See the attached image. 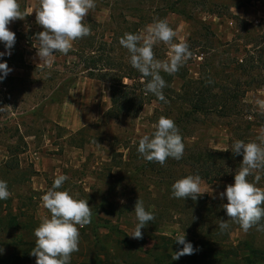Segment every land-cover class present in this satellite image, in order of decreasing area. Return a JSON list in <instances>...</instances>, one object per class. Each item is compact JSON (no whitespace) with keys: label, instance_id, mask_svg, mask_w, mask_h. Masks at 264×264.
I'll return each instance as SVG.
<instances>
[{"label":"rangeland","instance_id":"1","mask_svg":"<svg viewBox=\"0 0 264 264\" xmlns=\"http://www.w3.org/2000/svg\"><path fill=\"white\" fill-rule=\"evenodd\" d=\"M109 1L95 0L96 6L87 16L107 22L111 14ZM140 1L143 2L139 4ZM169 1L132 3L143 12L156 10L153 19H148L136 34L143 35L148 25L166 20L176 32L174 42L187 41L188 37L198 38L203 32L201 23L206 22L222 43H234L229 47L231 59L236 53L248 60L253 74L264 75V69H257L259 57L264 58V0H189L186 7L192 18L171 12ZM19 4L29 15L8 27L15 33V44L24 54V62L6 55L3 61L12 71L0 82V107H4L0 111V179L8 182L12 193L7 200L0 201V264H36V257L31 255L36 241L34 230L43 217L51 215L43 207L41 197L61 174L69 179L59 190L88 200L92 211L91 223L80 229L79 251L72 253L71 264H264L259 258L252 262L245 255L252 247L264 250V232L254 228L244 232L233 221H226L229 228L220 231L217 239L212 237L214 251L198 247L202 243L199 236L206 237V228L201 232L195 230L200 226L196 225L199 218L179 216L170 200L162 198L167 194L173 199L171 190L166 193L168 186L150 178L149 169H133L143 164L137 141L153 132L158 103L146 104L135 119H108V83L89 77L72 54L56 53L52 66L46 67L37 56L35 39V34L43 31L35 12L40 0H19ZM210 10L220 16L210 14ZM98 30L111 33L109 26H99ZM158 44L159 57L166 60L170 46ZM0 47L4 45L0 43ZM201 62V56L186 62L192 76H197ZM125 81L132 82L128 78ZM181 83L176 79L174 86ZM257 99H264V86L253 88L246 95L254 111L260 114ZM255 121L258 126L253 133L257 134L250 135L252 139L245 140L246 143L258 142L257 136L264 134V116ZM226 123L219 119L200 128L197 137L201 145L229 148L232 133ZM130 147L138 157L132 166L124 164ZM10 149L15 153H10ZM232 184L234 181L227 179L216 183L202 179L201 187L211 198L227 201L219 194ZM138 199L155 215L154 225L150 222L141 229L142 239L130 236L137 223L134 207ZM184 233L198 260L191 255L172 260L183 247L175 239Z\"/></svg>","mask_w":264,"mask_h":264},{"label":"trees","instance_id":"2","mask_svg":"<svg viewBox=\"0 0 264 264\" xmlns=\"http://www.w3.org/2000/svg\"><path fill=\"white\" fill-rule=\"evenodd\" d=\"M135 1L138 2V0L109 1L111 14L105 23L97 22L87 16L85 23L90 27L91 34L75 41L68 54L78 59L82 71L87 72L89 77L108 83L111 100V106L105 113L108 119H135L140 116L146 104L156 101L159 107L154 112V124L156 125L159 118L163 116L171 118L178 126L185 145L181 160L169 158L162 166L158 162L146 161L138 153L143 164L133 169H149L150 178L168 186L166 193L171 190V185L176 180L187 175L199 174L208 183H216L224 179L234 181V175L240 169L243 156L235 155L229 148L233 141L252 139L250 135L257 134L253 133L254 127L258 126L255 119H261L264 115L254 111L253 105L246 100V95L253 88L264 86V75L253 74L252 67L247 65L248 60L239 58L236 53L232 52L231 59L229 47H232L234 43H222L210 24L203 22L201 23L202 34H198V38L188 37L186 41L193 53L192 57L201 56L202 58L197 76L190 74L186 63L173 75L162 72L161 75L167 82L163 93L168 102L159 101L151 93H146L147 80L131 66L130 54L119 43L126 32L136 33L143 29V26L149 22L148 19L152 20L156 13V10L152 13L143 12L138 5L132 4ZM188 2L189 0H171L168 3V9L183 17L192 18L193 15L187 11ZM122 5H124L123 8H121ZM209 13L220 16L213 10ZM99 26H109L111 33L107 35L104 30L100 32ZM175 42L180 41L175 39ZM158 46V43L155 44L153 51L156 58L162 60L159 57ZM220 48L223 50L220 51ZM11 51L12 55L8 57L9 59L18 57L21 62H24V54L20 52L18 45L15 44ZM225 54H227L226 57H223ZM232 62L235 63L229 69ZM257 69H264L263 57H259ZM126 78L132 82H126ZM176 79L182 82L179 87L174 86ZM253 117L254 120L251 119ZM219 119L227 121L226 125L232 133L227 151L201 145L197 137L200 128L211 125ZM15 151L10 149V153ZM133 152L134 150L130 147L128 160L124 164L132 166L135 162L138 157ZM253 178V176L248 177L250 181ZM257 187L264 188V178ZM162 198L170 200L175 209L179 210V216L199 218L196 225L200 224V226L195 230L201 232L206 228V237L199 236L202 243L200 241L198 247L214 251L215 240L212 237L216 236L217 239L221 231L220 221H232L223 208V204L228 201L213 199L207 193L196 201L191 198L170 199L167 194H163ZM151 225H154V222H151ZM248 250L249 252L245 255H249L252 262L256 258L264 261V250L258 251L253 247ZM191 256L194 260H198L196 252Z\"/></svg>","mask_w":264,"mask_h":264},{"label":"clouds","instance_id":"3","mask_svg":"<svg viewBox=\"0 0 264 264\" xmlns=\"http://www.w3.org/2000/svg\"><path fill=\"white\" fill-rule=\"evenodd\" d=\"M95 6V0H40L35 12L36 21L43 31L35 34V39L38 43L37 56L46 67L52 66L56 53L67 55L75 41L91 34L85 17ZM27 15L21 10L19 0H0V43L5 49L0 51V82L12 71L7 62L3 61L6 55L11 56L16 43L15 33L8 26ZM175 37L176 32L166 20H157L146 27L145 34L126 32L119 40L120 45L130 54L131 66L147 80L146 93H151L164 103L168 102L163 93L167 82L161 73H177L193 55L189 44L186 41L174 42ZM160 42L170 46L166 60H159L154 54L153 47ZM255 103L260 114L264 115V99H257ZM3 109L0 107V111ZM257 141L246 143L237 139L232 142L229 149L237 156L242 155L243 160L234 175V184L219 194L228 201L223 204L227 216L238 223L244 232L253 227L257 231H264V189L257 187L264 178V134L258 135ZM184 149L178 126L174 120L163 116L159 118L153 132L139 139L137 147L143 159L158 162L162 166L169 158L181 160ZM250 176L254 177L251 181L248 179ZM68 179L67 175H58L51 188L41 197L43 207L51 215L43 217L34 230L36 241L31 255L36 257V264H71L72 253L79 251L80 229L91 223L92 211L88 200L79 199L67 190H59ZM201 183L199 174L187 175L171 185V194L176 199L191 198L196 201L207 193ZM11 195L8 182L0 179V201L7 200ZM134 213L137 223L130 236L142 239L141 229L153 222L155 215L146 210L140 199L135 204ZM228 228L229 224L221 220L219 229L223 232ZM175 242L183 247L174 253L172 260L194 254L193 244L186 241L185 233L177 236ZM2 253L3 249L0 248Z\"/></svg>","mask_w":264,"mask_h":264}]
</instances>
